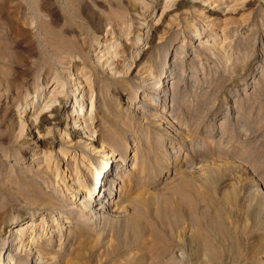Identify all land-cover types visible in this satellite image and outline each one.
Wrapping results in <instances>:
<instances>
[{
    "label": "rangeland",
    "instance_id": "obj_1",
    "mask_svg": "<svg viewBox=\"0 0 264 264\" xmlns=\"http://www.w3.org/2000/svg\"><path fill=\"white\" fill-rule=\"evenodd\" d=\"M152 2L163 0H0V259L12 253L10 219L34 218L45 230L33 247L53 239L43 264H264V0H245L215 19L217 35L204 31L211 17L195 0H178L175 16L159 24ZM145 21L148 37L139 35ZM105 46L117 52L112 66L97 60ZM77 77L95 139L74 136L69 113L78 107L69 98L60 123L40 129L36 142L37 129L20 113L37 115L39 86L44 101L58 83L70 96ZM140 139L151 148L141 184H121L108 213L90 220L87 200L70 202L64 161L77 154L94 167L82 171L95 173L118 149L127 157L115 168L130 172L124 166ZM121 175L113 171L111 182ZM62 206L74 213L52 214ZM48 214L57 222H45ZM32 251L21 264L39 263Z\"/></svg>",
    "mask_w": 264,
    "mask_h": 264
},
{
    "label": "bare ground",
    "instance_id": "obj_2",
    "mask_svg": "<svg viewBox=\"0 0 264 264\" xmlns=\"http://www.w3.org/2000/svg\"><path fill=\"white\" fill-rule=\"evenodd\" d=\"M177 1L178 0H163L162 4H160V5L157 3H153V2H152V4L150 3L151 8H150L149 15H151V17L153 18V16L155 14H159V17L155 21V24H159L164 19H166V18L171 19V17L175 16V14L171 13V11L173 9H175V7L177 5V3H176ZM195 2L200 3L203 15L205 13L206 17H211V19L209 20L210 26L207 27L206 29H204V31L213 32L214 34L217 35L220 33H217V31H215V29L213 27L215 25L214 20L221 18L223 15H226L228 13L229 14L233 13L237 8L236 6L238 4H243L245 2V0H233V2L231 4H229L230 0H195ZM146 4H148V3H146ZM174 11H177V8ZM230 15H232V14H230ZM223 17H225V16H223ZM140 29H141L142 34L139 32V35H144V36L146 35L147 37L150 35V33L147 32L148 31V22L147 21L144 22V25L142 27H140ZM196 34L198 36L201 35V33H198V32ZM147 37H145V38L143 37L144 39H142L141 43L136 47L137 50L135 52H133L134 55L130 53V56L132 57V61H131L132 65L135 62H137V60L139 59L140 54H141V48L144 47L143 43H145ZM226 38L228 39L227 36H226ZM213 40L218 41V38L214 36ZM198 42L203 43L200 40H198ZM96 54H97V60H99L100 62L104 60V62H106L107 64H109L111 66L114 64L115 61L111 60L110 56H113V55L117 56V52L113 51V53H112L111 47H108V46H105L102 49L99 48V50ZM102 54H107V55L110 54V55L107 56L106 58H102L101 57ZM246 60L250 63L254 59H253V57H248V59H246ZM102 65H104V64L102 63ZM148 70L149 69H147V70L145 69V71H143L142 73L145 74ZM169 71L171 72V69L169 67H166L164 69L163 80L166 78V74ZM145 79H147V75H144L143 80H145ZM77 80L78 81H75V83H74V86H75L74 90L75 91L70 96H65L64 93H62V89H61L62 86L60 87L58 80H56L57 81L56 83H58V84H55V86H53L51 89L49 88L50 90L47 91L48 93L46 94L45 101H44V99H42V96H43L44 92L46 91L45 90L46 86H39L38 89L36 88V90H35L36 95L35 96L37 97L38 102H37V104H33V102H32V106L37 107V115L34 114V115H30V116L28 115L27 117H25L24 116V110L19 115L21 122H23L24 124H28V126L31 128L33 126L35 129H37L38 133L36 135V142H40L42 140L41 134L39 132L40 129L44 128L46 125L57 126L60 123V120L62 119L61 113H60V106L63 102H65L66 99H69V98L70 99L74 98V102H73L72 107H74L75 104H77L76 107H78V109H77L78 111L74 109V110H71V112L69 113L70 114L69 120L72 123H71V125L70 124L67 125V126L70 125L71 128H73L74 136L82 138L83 134H86L88 137H91L95 134L93 121H92L93 117L91 115L90 116L87 115L89 113H87V111H84V109H85L84 104H85V102H88L87 101L88 95H86L87 90L84 89L85 87H84V84H83L81 77H77ZM163 80H162V82H163L162 88L164 87L163 86L164 85ZM168 84H169V82H168ZM37 91H39V92H37ZM89 95H90V93H89ZM89 101H90L89 102V104H90L89 112H90L93 109L92 106H93L94 101L92 99H90ZM56 102L58 104H56ZM26 104L27 103H25V105ZM38 118H39V121L37 122ZM48 128L49 127L47 126L46 129L48 130ZM64 131L68 135L70 134L69 129L65 128ZM91 138H87V139H90V140L95 139L94 137H91ZM78 142H79V140H77L75 143H78ZM149 142H148V144H149ZM148 144H147V142H143L141 139L137 140L136 152L133 155L134 160H133L131 166H128V167L124 166V169L129 170L130 172L123 171V169L121 170V168L119 169V167L115 168V166H114L115 161L122 163L124 165L125 159L127 157L124 154V152L117 154L118 149L117 150L111 149L105 154L104 161L100 162V168L95 173L93 172V170H91L90 172H88V171L83 172L82 171L84 166H86V169H93L94 167H92V164L90 165L89 162L86 163V161L83 160L86 158H83V157L81 158L80 155H79L81 158L80 161H79V158L77 159V154L73 155V157L75 156L74 162L73 161L69 162V161H66L63 157H62L63 159L61 157H59L61 159L58 158V160H62V161L65 160L64 162H66V167L64 168V171L61 172L64 175H62V178H60V179H62L64 181L63 182L64 186L70 187V188L69 187L68 188L73 193L72 194L73 196H72L70 202H75L77 199L76 197H78L79 200L81 198L84 199L85 201L87 200V205H86V207H84L86 210L85 215L90 220L96 219L97 218L96 213H99L101 211H103L102 212L103 215H106L108 213L107 208H108L110 202H113L115 200L117 202L118 188L121 184L126 186L130 190H135V188H137L139 186V184H141L142 177L137 176V173H138L139 168H141L142 173L145 172L146 164L149 161L147 159V157L151 153V151H150L151 148ZM100 148L105 149L106 147L102 145V146H100ZM84 157H86V156H84ZM141 157H142V159H141ZM67 164H70V165H67ZM105 170H109L107 173L106 179H105V174H106ZM115 170H116V172L118 171V172L122 173V175L120 177L118 176V178H115L111 182L110 175ZM56 175H57V172H56ZM88 176L90 178L86 179ZM101 182H103L104 184L106 182L104 192H105V190L107 191L106 196L109 194V199L107 201H104L101 199L103 197V194L101 193V188H100V186H103ZM55 194H56V191H55ZM50 195H52V194H50ZM99 196H101V197L99 198ZM92 197H93V199H92ZM58 199L61 200L60 197ZM90 200H94V203L92 204V202ZM49 202L52 203L53 201H49ZM54 202H55V200H54ZM55 210L56 211L53 213H52L53 210H51V211L49 210V211L54 215L58 214V216L65 214V213L66 214L68 213L70 215L72 213H74L72 208L68 209L70 211H66L63 206L57 207V209H55ZM118 210H119L118 208L115 209V211H118ZM82 211H84V210H82ZM119 211H121V210H119ZM85 215L82 214V217ZM50 217L51 216H49V214L45 215L44 216L45 222H47L49 220H51L53 223L55 221L57 222V220H56L57 217H54L53 219H51ZM68 218H70V217H68ZM17 222H19L20 226L16 225ZM21 223L22 222L20 220H17V218H12V219H10L9 224L7 223L8 224V231L11 234L10 235L11 238L10 239L6 238L7 239L6 243L12 247V249H11L12 253H8L7 259H5V260L1 258L0 262H3V264H21V261L18 260V258L19 259L22 258V256L25 255V251L28 252V251L35 250L34 256L37 254V258H36L35 262L39 260L38 264L45 263L44 261H42V258L44 255L43 253L48 254L50 250H53V249L49 248L50 245H52V243H53V239L47 240L48 243L46 242L45 244L43 242H41L34 247H33V243L31 242L33 240L37 241L38 238H40V237L42 238L43 232L45 230L43 227L44 223L37 222L34 218H32L28 221H25L22 224ZM15 227H16V229H14ZM39 228H43V229L39 230ZM49 234L51 237L52 230L49 231ZM27 235L30 236V240H28V241L25 239L27 237ZM58 243H59L58 245H61L62 241H59ZM1 248L2 247H0V251L3 250ZM1 257H3V253L1 255ZM26 264H30V262H27Z\"/></svg>",
    "mask_w": 264,
    "mask_h": 264
}]
</instances>
